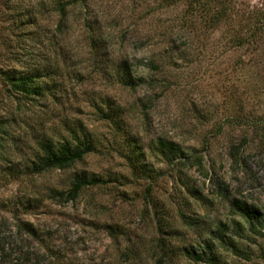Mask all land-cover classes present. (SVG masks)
I'll list each match as a JSON object with an SVG mask.
<instances>
[{
	"label": "rangeland",
	"instance_id": "374dc122",
	"mask_svg": "<svg viewBox=\"0 0 264 264\" xmlns=\"http://www.w3.org/2000/svg\"><path fill=\"white\" fill-rule=\"evenodd\" d=\"M64 1L0 0V264H264V0Z\"/></svg>",
	"mask_w": 264,
	"mask_h": 264
},
{
	"label": "trees",
	"instance_id": "16d2710c",
	"mask_svg": "<svg viewBox=\"0 0 264 264\" xmlns=\"http://www.w3.org/2000/svg\"><path fill=\"white\" fill-rule=\"evenodd\" d=\"M91 1L92 0H65L61 5V9L64 12L68 7L74 5L87 8ZM0 80L5 86H8L10 91L15 95L30 96L33 92L30 88L29 77L18 75L14 70L5 71L1 69ZM132 82L133 81L131 80L124 84L131 87ZM160 146L165 155L168 154L169 156L170 153L177 154V149L174 146L166 145L163 142L160 143ZM91 150L92 145L90 143L82 147V145L71 146L68 142L60 145H55L53 142H46L41 147V154L37 156V161L33 163V173L40 175L51 170L68 169L74 164L81 162L86 153ZM99 184H102L101 180H87L84 177H77L71 184V188L67 193H53L62 199L66 198L68 201H76L85 189L98 186ZM233 208L242 218L249 220L250 222H260V219L262 218L261 213L245 204H235ZM235 231L239 238L244 239L245 234L239 223L236 224ZM220 238L221 232H219V235L217 236V239ZM230 246L236 255H246L245 252L238 248L234 241L231 242ZM211 252L212 245L207 244L204 254L198 257V261H205L209 258V261L217 264V259L210 255Z\"/></svg>",
	"mask_w": 264,
	"mask_h": 264
}]
</instances>
